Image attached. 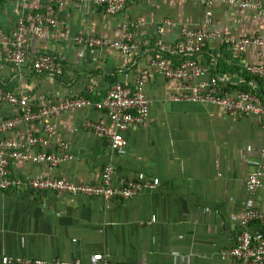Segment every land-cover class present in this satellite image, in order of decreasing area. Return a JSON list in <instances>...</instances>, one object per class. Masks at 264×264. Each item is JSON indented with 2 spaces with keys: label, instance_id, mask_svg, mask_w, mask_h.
Here are the masks:
<instances>
[{
  "label": "crops",
  "instance_id": "1",
  "mask_svg": "<svg viewBox=\"0 0 264 264\" xmlns=\"http://www.w3.org/2000/svg\"><path fill=\"white\" fill-rule=\"evenodd\" d=\"M46 4L47 0H0V28L11 32L21 16L41 11ZM207 10L202 0H130L123 12L111 16L90 0H68L57 10L56 37L31 43L34 51L60 58L64 76H41L31 65L18 69L7 62L6 47L0 44V88L27 91L35 109L62 94L83 96L90 88L99 101L116 83L133 86L161 57L160 28L165 29L166 42L176 41L181 25L201 27ZM211 10L209 31L231 32L236 38L264 35V10L238 9L230 0L215 1ZM125 24H130L137 45L129 56L110 47L89 49L76 43L79 36L118 40ZM262 51L261 57L259 50H250L235 59L221 39L213 38L201 58L210 69L206 79L220 76L229 88L256 85L245 66L264 63ZM258 85L264 95V84ZM145 92L151 100L149 117L143 126L123 134L125 152H115L109 138L85 127L93 122L114 129L107 114L84 108L50 120L56 126L50 153L71 154L73 161L57 168L17 162L12 170L26 180L52 176L75 184H101L111 164L116 185L158 178V188L110 204L83 195L0 190V261L13 256L92 264L95 256L109 254L118 264H237L223 254L234 245L245 208L264 212V175L255 195L245 185L251 171L264 168V129L255 118L228 117L216 104L174 101L185 92L180 80L156 75ZM20 111L0 104L4 118ZM45 127L46 122L23 124L0 134V139L43 136ZM64 143L67 148L60 146ZM43 149L38 146L34 152Z\"/></svg>",
  "mask_w": 264,
  "mask_h": 264
},
{
  "label": "built area",
  "instance_id": "2",
  "mask_svg": "<svg viewBox=\"0 0 264 264\" xmlns=\"http://www.w3.org/2000/svg\"><path fill=\"white\" fill-rule=\"evenodd\" d=\"M68 0H47L45 8L41 11L29 12L21 16L15 28L6 33L0 28V44L6 47V59L12 66L21 69L31 65L33 70L41 76H64V64L54 55L42 51H34V39L50 40L56 37L55 29L60 25L57 10L63 7ZM84 2L85 0H72ZM130 0H90L92 5L104 9L108 15L117 16L123 12ZM217 0H202L207 13L201 27L190 28L181 25V36L173 42H166L165 29L158 30L157 48L161 54L159 59L152 62V67L144 70L133 86L116 83L109 92L99 101L94 100L95 93L92 88L79 97L62 94L56 101H50L37 109L31 103L27 91H8L0 88V104L12 105L20 108V113L10 118L0 116V134H6L18 129L23 124H40L46 122L43 136L29 135L25 139L5 137L0 139V190L16 192L19 190H32L35 192H53L70 196L83 195L103 199L110 204L116 200L128 202L145 190H156L160 185L158 178L145 180H128L120 185L114 183L115 168L108 164L102 176L101 184H75L73 182L52 177L41 176L24 179L13 174L14 163H34L48 165L54 168L64 166L74 160V156L66 154L59 156L50 153L51 136L56 133V126L51 119L61 113L95 108L107 114L114 124V129L97 123L88 122L85 127L110 139L115 152H125L128 148L124 133L131 128L143 126L148 120L151 100L145 92L146 84L156 75L167 79L180 80L184 83L185 92L175 96L174 101L192 103H212L223 107L224 113L233 119L255 118L264 129V100L259 90V82L264 84V63L245 66V73L251 76L253 84L249 90L229 88L225 79L220 76L210 77L209 67L201 62L207 44L213 38H219L235 59L241 58L250 50L258 51L262 56L264 48V35L245 36L236 38L228 32L225 35L209 31L213 21L212 5ZM230 4L238 9L264 10V0H230ZM168 24H179L168 21ZM130 24L122 27V34L118 40L110 41L102 37L79 36L78 45L89 49H103L110 47L125 56L132 54L136 42ZM44 148L34 152L35 148ZM67 148L68 144L60 145ZM264 156V152H263ZM263 166L251 171L245 179V185L250 195H255L262 184ZM258 225L259 230H253ZM223 256L231 258L237 264H264V212L256 207L247 206L239 222L235 242ZM0 264H84L81 260L63 262L62 260H40L22 257L3 256ZM92 264H118L114 263L109 254L95 256Z\"/></svg>",
  "mask_w": 264,
  "mask_h": 264
},
{
  "label": "trees",
  "instance_id": "3",
  "mask_svg": "<svg viewBox=\"0 0 264 264\" xmlns=\"http://www.w3.org/2000/svg\"><path fill=\"white\" fill-rule=\"evenodd\" d=\"M259 83L261 84V82H259ZM239 89H241V90H249L250 87H248V86H242V87H240V86H239ZM261 96H262V99L264 100V95H263V93H261Z\"/></svg>",
  "mask_w": 264,
  "mask_h": 264
}]
</instances>
